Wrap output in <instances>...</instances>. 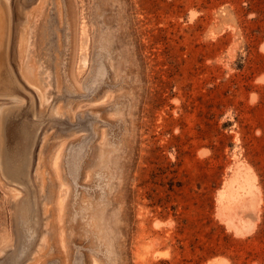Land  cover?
<instances>
[{
    "label": "rangeland",
    "instance_id": "374dc122",
    "mask_svg": "<svg viewBox=\"0 0 264 264\" xmlns=\"http://www.w3.org/2000/svg\"><path fill=\"white\" fill-rule=\"evenodd\" d=\"M0 107V264H264V0H0Z\"/></svg>",
    "mask_w": 264,
    "mask_h": 264
},
{
    "label": "bare ground",
    "instance_id": "6f19581e",
    "mask_svg": "<svg viewBox=\"0 0 264 264\" xmlns=\"http://www.w3.org/2000/svg\"><path fill=\"white\" fill-rule=\"evenodd\" d=\"M6 2V1H5ZM8 2V1H7ZM9 3V2H8ZM7 3V4H8ZM5 11H6V7H5ZM6 30V29H5ZM8 34V33H7ZM8 37V36H7ZM7 42V41H6ZM29 75H25L27 77V79L29 81H31V77L34 76V69L33 67H28L27 68ZM47 70V69H46ZM48 72V71H47ZM46 73V72H45ZM49 78V76H48ZM50 79V78H49ZM48 80V79H47ZM18 81V80H17ZM46 81V80H45ZM47 82V81H46ZM52 83V82H51ZM50 83V85H51ZM44 84V83H43ZM45 86V85H44ZM43 86V87H44ZM48 87V86H47ZM46 87V88H47ZM36 88V87H35ZM41 89V88H40ZM38 90V88H37ZM48 91V89H47ZM39 92V90H38ZM41 92V91H40ZM45 93V92H44ZM7 95V94H5ZM40 96V95H39ZM45 96V95H44ZM42 98V97H41ZM45 102V99H44ZM4 108L0 107V136L2 139L5 138L6 136V123H7V119L9 118V110L10 108H6L3 111ZM54 112V111H53ZM57 112V110H56ZM3 147V146H2ZM3 150V149H2ZM5 150V149H4ZM30 151V150H29ZM3 153V152H2ZM30 153V152H29ZM5 154V151H4ZM31 155V154H30ZM29 155V156H30ZM5 156V155H4ZM6 158V157H5ZM26 159V158H25ZM32 159V158H31ZM2 160V159H1ZM30 160V159H29ZM26 161V160H25ZM30 161L27 160V162H23L21 164H9L6 163L1 165V170H2V174L4 175V177L11 181L12 183H15L16 185L19 186H24L25 181L29 178V174H30ZM7 188L9 189V191L12 192L13 197L18 198V195L20 194L21 191L18 190L17 187L14 186H7ZM22 193V192H21ZM24 199L21 200L22 204H21V211L24 212L26 210V201H23ZM25 213V212H24ZM160 253V252H159ZM158 253V254H159ZM166 253V252H165Z\"/></svg>",
    "mask_w": 264,
    "mask_h": 264
}]
</instances>
